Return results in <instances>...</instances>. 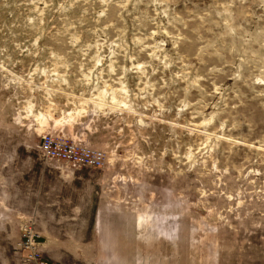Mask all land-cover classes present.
Instances as JSON below:
<instances>
[{
	"label": "rangeland",
	"instance_id": "rangeland-1",
	"mask_svg": "<svg viewBox=\"0 0 264 264\" xmlns=\"http://www.w3.org/2000/svg\"><path fill=\"white\" fill-rule=\"evenodd\" d=\"M26 235L50 264H264V0H0V247Z\"/></svg>",
	"mask_w": 264,
	"mask_h": 264
},
{
	"label": "built area",
	"instance_id": "built-area-1",
	"mask_svg": "<svg viewBox=\"0 0 264 264\" xmlns=\"http://www.w3.org/2000/svg\"><path fill=\"white\" fill-rule=\"evenodd\" d=\"M41 151L47 157L53 160L66 161L76 164L77 166H86L99 168L103 165V158L99 153L93 151H84L82 153L71 155L65 149H57L54 146V141L52 139L44 140L40 146ZM26 241H22L20 244V259L22 264H50L49 260L45 258L38 246L40 245L37 241L36 235H26Z\"/></svg>",
	"mask_w": 264,
	"mask_h": 264
},
{
	"label": "crops",
	"instance_id": "crops-1",
	"mask_svg": "<svg viewBox=\"0 0 264 264\" xmlns=\"http://www.w3.org/2000/svg\"><path fill=\"white\" fill-rule=\"evenodd\" d=\"M11 251L9 247H0V264H22L20 254L13 255Z\"/></svg>",
	"mask_w": 264,
	"mask_h": 264
}]
</instances>
